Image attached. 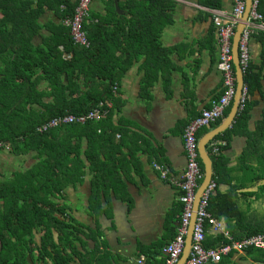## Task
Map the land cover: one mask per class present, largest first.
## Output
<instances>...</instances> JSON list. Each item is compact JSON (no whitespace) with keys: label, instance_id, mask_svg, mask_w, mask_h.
Listing matches in <instances>:
<instances>
[{"label":"crops","instance_id":"1","mask_svg":"<svg viewBox=\"0 0 264 264\" xmlns=\"http://www.w3.org/2000/svg\"><path fill=\"white\" fill-rule=\"evenodd\" d=\"M172 1L175 3L173 22L160 35L162 47L175 48L172 55L150 59L119 56V53L96 56L101 64L111 63L106 68L115 79L112 85L107 80L93 82L85 75L88 71L83 60L79 61V77L72 73V96L66 91L69 103L88 92L103 93V99L106 85L112 88V100L108 101L111 113L94 123L96 134H105L94 140L91 149L89 136L82 128L55 130L37 140L24 141L21 135L15 142L5 141V147L0 149V185L16 189L20 185L16 175L24 174L33 166L47 165L43 162L53 155L54 148L62 145L65 155L70 146H79L80 169L74 172L78 178L74 176L73 181L64 185L63 195L57 194L54 185L47 182L53 191L47 195L48 201L55 203L62 199L69 224L75 225L73 221H78L81 225L78 242L74 244L81 262L73 257L72 264H135L140 255L146 258L147 264H162L161 250L174 237L180 214L176 210L180 204L179 192L160 178L154 165L167 168L174 177L181 175L185 166L182 140L185 126L222 94V78L217 70L216 30L206 10L229 13L232 4L231 0H219L220 7L212 9L204 7L201 0ZM133 2L130 8L134 11L142 5V0ZM160 3L163 8V2ZM115 4L118 15H126L125 10L118 7V0ZM103 9L101 0H92L90 15L103 17ZM259 32L264 31L255 28L249 40V62L260 70L261 90L249 98L255 104L249 111L245 130L239 128L229 140H223L226 147L219 154L222 164L218 169L216 189L230 194L242 213L241 220L221 222L236 240L239 236L240 239L246 237L249 228H264V197L259 195L264 184L261 179L264 176V146L257 131L264 115V48L257 40ZM61 57L62 60L69 58ZM23 63L20 56H0V81L14 70L20 76L21 69L17 67H22ZM30 71L32 78L25 86L27 96L16 105L11 121L15 132L65 105L64 101L56 104L53 96L49 77L55 69L50 67L47 76L39 67L30 68ZM92 131L90 129L91 134ZM18 143L21 145L17 146ZM89 149L91 157L92 153L96 154L99 166L89 162L86 156ZM25 160H31L32 166L21 167ZM67 167L73 165L67 163ZM43 183L39 177L32 179L31 192L37 203L44 196ZM35 235L41 236L40 233ZM255 258L242 252L232 254L229 260L230 264H260Z\"/></svg>","mask_w":264,"mask_h":264},{"label":"trees","instance_id":"2","mask_svg":"<svg viewBox=\"0 0 264 264\" xmlns=\"http://www.w3.org/2000/svg\"><path fill=\"white\" fill-rule=\"evenodd\" d=\"M115 1L101 0L105 12L103 17L91 16L89 11L82 20L81 30L85 33L88 42V47H85L73 44L69 35V27L65 25L66 21L73 18L79 0H0V56H20V61L24 62L22 67H17L21 69L20 76L16 74L15 70L14 72L12 70L13 73L10 76L4 77L0 81V143L15 142V139L21 135L25 139L24 141L34 138L37 140L55 130L82 128L89 136L90 140L88 141L91 149L94 146V140L105 134V132L100 135L96 134L95 122H89L82 126L72 124L60 127L43 135H38L35 131L37 126L51 118L64 114H85L92 110L99 101L111 102L112 88L110 85H106L103 99V93L88 92L83 96L79 95L78 100H72L69 103L66 91L71 97L72 73L75 72V77H79V61H84L85 70L88 71L85 75H88L93 82L107 80L112 85L115 79L112 72L106 68L111 63L103 62L101 64L96 56H116L119 53V56H146L150 59L156 56L172 55L175 48L166 49L160 42L162 30L173 22L175 3L172 0H142V5L139 4L135 11L130 8V5L134 4L133 0H118V7L125 10L124 14L126 15H118ZM160 1L163 2V8H161ZM201 4L212 9L220 7L219 0H201ZM257 11L263 16L264 23V0H259ZM43 19L48 20L43 21ZM258 36L257 40L264 48V32H259ZM61 56H69V58L62 60ZM248 64L243 76L247 89L244 109L238 114L232 126L212 141L226 140V138L229 140L230 135L237 132L239 128H243V130L246 128L249 111L255 104L249 98L261 90L260 70L251 62ZM34 67H39L45 74L50 67L57 71L51 75V78L49 77V80L54 88L53 96L56 104L64 101L65 105L44 117L43 121L40 120L21 127L20 129L25 130L24 133L20 129L15 132L11 127V121L16 114V105L27 96L25 86L32 78L30 68ZM255 69H258V72H255ZM63 74L65 77L62 76ZM17 80L20 83H17ZM2 89L6 91H2ZM38 96L42 95L39 93ZM229 109L225 111L224 117L228 114ZM109 113H111L110 110ZM221 122L222 119H219L208 128L199 130L196 134L197 141L205 133L219 126ZM90 129L93 130L92 134ZM257 131L258 139L264 146V115L262 122L257 125ZM19 145L21 144L18 143L17 146ZM206 148L212 161V180L217 185L218 169L222 161L220 163L219 156L215 157L210 154V143ZM90 149L86 154L89 162L93 166H99L98 164L101 163L97 162L95 153H92L93 157H91ZM63 151L62 145L54 148L53 155L43 162H46L47 165L38 168L33 166L24 174L16 175L20 184L16 189L0 185V264H35L37 262L72 264L75 262L74 258L80 259L81 262L80 254L76 245L74 246L75 242H78L77 235L80 233L81 225L72 219L71 221L75 225H70L69 216L66 217L63 203L56 207L54 202L48 201L47 196L49 193H53L50 189L52 187L49 188L47 182L53 184L54 191L62 196L64 185L73 181L72 177L78 178L74 172H78L80 169L79 146H70L65 155H63ZM56 154L63 156L56 157ZM67 163H71L73 167L68 168ZM199 166L203 172L200 159ZM35 176L44 180L43 184H45L44 196L39 203L31 192L32 179ZM55 177L56 181H54ZM261 179L264 181V176ZM262 187L259 190V195L264 197V184ZM234 201L230 194L221 193L216 189L209 199L208 211L219 221L236 218L241 220L242 213ZM176 210L181 214L182 205L179 204ZM263 232L264 228L258 230L249 228L246 237ZM38 233L41 236L36 238L35 234ZM54 233L58 235L55 237ZM240 237H238L239 240ZM220 242L219 237L207 234L204 246L215 248L219 246ZM245 253L256 256L255 260L264 264V250L248 249ZM231 257L232 254H229L223 260V264H230ZM80 262L78 264H81Z\"/></svg>","mask_w":264,"mask_h":264},{"label":"built area","instance_id":"3","mask_svg":"<svg viewBox=\"0 0 264 264\" xmlns=\"http://www.w3.org/2000/svg\"><path fill=\"white\" fill-rule=\"evenodd\" d=\"M90 0H79L70 21H66L69 27V35L73 44L88 47L85 33L81 30L82 17L87 16V8ZM232 9L229 13L214 10H206L212 16V22L216 30L218 46L217 70L222 78V94L219 98L211 100L208 108L202 109L197 117L190 120L185 126L182 134L183 150L185 155V166L179 177H174L170 171L160 165H154L160 178L174 185L179 192L178 200L182 205L175 228L174 237L161 250L162 264H178L182 255L185 240L191 218L195 216L192 229L191 247L185 264H223V260L234 253H242L248 249L264 250V232L244 237L240 240L234 239L223 223L215 219L208 211L209 199L216 190V183L212 180L198 202L194 210V200L198 187L203 180V172L199 166V155L197 151L196 134L203 128H208L219 119L224 118L225 111L231 107L236 94V76L233 66L232 39L236 27L242 20L245 10V0H231ZM259 0H251V9L244 29L238 43V63L244 76L249 63V40L255 28L264 31L263 16L258 13ZM115 90V88H113ZM246 86H243L239 102L238 114H240L246 102ZM111 104L108 101H100L96 106L85 114H64L45 121L36 127L38 135H43L50 130L66 127L72 124L86 125L89 122H99L109 113ZM100 132V131H98ZM226 147V142L216 140L210 142V154L219 156ZM4 144L0 143V149ZM211 232L221 239L218 247L207 248L204 246L206 235ZM135 264H147L142 255L135 259Z\"/></svg>","mask_w":264,"mask_h":264},{"label":"water","instance_id":"4","mask_svg":"<svg viewBox=\"0 0 264 264\" xmlns=\"http://www.w3.org/2000/svg\"><path fill=\"white\" fill-rule=\"evenodd\" d=\"M250 9H251V0H245V10L242 15V20L236 27L235 34L232 39L233 66L236 75V94L233 99L232 105L226 117L222 119L221 124L216 128L208 131L197 142V151H198L199 159L203 165V180L200 186L198 187L195 195V200L193 205L194 210L197 208L200 197L204 192V190L206 189V187L208 186V184L212 181V176H213L212 161L207 153L206 147L216 136H218L219 134L223 133L228 128H230L238 116L239 102L242 95V89L244 86V78L238 63V43L241 33L244 29L245 22L247 21V18L249 16ZM194 222H195V216L193 215L191 218V223L188 228V234L185 240V246L178 264H185L188 258L191 247L192 229Z\"/></svg>","mask_w":264,"mask_h":264},{"label":"rangeland","instance_id":"5","mask_svg":"<svg viewBox=\"0 0 264 264\" xmlns=\"http://www.w3.org/2000/svg\"><path fill=\"white\" fill-rule=\"evenodd\" d=\"M91 2H92V0H90V3H89V7L87 8V12H89L90 10H91ZM79 3V2H78ZM82 19H84V16L82 17ZM4 144V143H3ZM4 147H5V144H4ZM24 165V167H28V165H29V167L30 166H32V161L30 160H25L20 166L22 167ZM20 168V167H19ZM25 170V169H24ZM61 196V195H60ZM62 199H60V201H58V200H56L55 201V205H56V207H58V206H60L62 203ZM36 238H38L39 236L38 235H36L35 236Z\"/></svg>","mask_w":264,"mask_h":264}]
</instances>
